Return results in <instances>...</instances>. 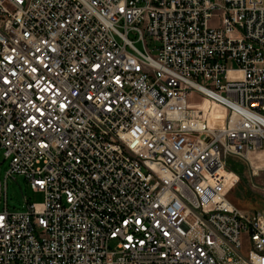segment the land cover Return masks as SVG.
Wrapping results in <instances>:
<instances>
[{
  "label": "built area",
  "instance_id": "2783aa9c",
  "mask_svg": "<svg viewBox=\"0 0 264 264\" xmlns=\"http://www.w3.org/2000/svg\"><path fill=\"white\" fill-rule=\"evenodd\" d=\"M0 150L43 194L0 181V264H264V0H0Z\"/></svg>",
  "mask_w": 264,
  "mask_h": 264
},
{
  "label": "rangeland",
  "instance_id": "374dc122",
  "mask_svg": "<svg viewBox=\"0 0 264 264\" xmlns=\"http://www.w3.org/2000/svg\"><path fill=\"white\" fill-rule=\"evenodd\" d=\"M140 46V43H137ZM189 102L193 106L204 107L213 115V122H220L225 116V109L201 96L195 91H190ZM255 164L261 163L260 159L254 156ZM9 166V158H4L2 150H0V181L2 187L6 190V209L7 211L24 210L29 202H41L43 194L40 191L32 189L29 181L23 174L16 173L5 179V174ZM226 191L229 198L239 207L247 210H259L264 213V183L261 179V173L254 175L252 168L243 159L231 156L227 162ZM4 208V191L0 196V210ZM113 245V244H112ZM226 254L223 264L227 263V258L237 260V253L228 245L222 244ZM246 254V250H243Z\"/></svg>",
  "mask_w": 264,
  "mask_h": 264
},
{
  "label": "bare ground",
  "instance_id": "6f19581e",
  "mask_svg": "<svg viewBox=\"0 0 264 264\" xmlns=\"http://www.w3.org/2000/svg\"><path fill=\"white\" fill-rule=\"evenodd\" d=\"M225 174H227V172L224 171Z\"/></svg>",
  "mask_w": 264,
  "mask_h": 264
}]
</instances>
